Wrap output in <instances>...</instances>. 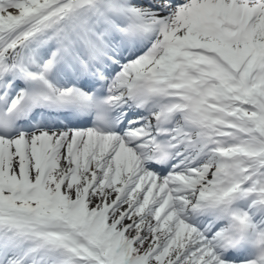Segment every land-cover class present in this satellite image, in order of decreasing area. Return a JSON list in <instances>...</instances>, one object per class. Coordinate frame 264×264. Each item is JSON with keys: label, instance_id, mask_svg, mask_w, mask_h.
I'll return each mask as SVG.
<instances>
[{"label": "snow or ice", "instance_id": "snow-or-ice-1", "mask_svg": "<svg viewBox=\"0 0 264 264\" xmlns=\"http://www.w3.org/2000/svg\"><path fill=\"white\" fill-rule=\"evenodd\" d=\"M0 264H264V0H0Z\"/></svg>", "mask_w": 264, "mask_h": 264}]
</instances>
